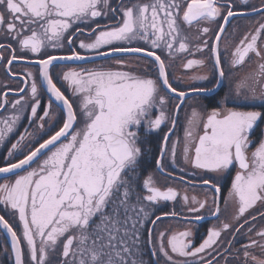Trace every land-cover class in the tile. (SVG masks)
<instances>
[{
	"label": "snow or ice",
	"instance_id": "obj_1",
	"mask_svg": "<svg viewBox=\"0 0 264 264\" xmlns=\"http://www.w3.org/2000/svg\"><path fill=\"white\" fill-rule=\"evenodd\" d=\"M5 60L12 264H264V0H0Z\"/></svg>",
	"mask_w": 264,
	"mask_h": 264
},
{
	"label": "flooded vegetation",
	"instance_id": "obj_2",
	"mask_svg": "<svg viewBox=\"0 0 264 264\" xmlns=\"http://www.w3.org/2000/svg\"><path fill=\"white\" fill-rule=\"evenodd\" d=\"M99 19H100V23H102V24L106 22L103 18H99ZM5 55H7V54H5ZM191 58H196V57H191ZM5 63H6V60L0 61V93L7 91V89L5 88V85H7L8 87H10L12 89H15L18 86V81L15 78L9 77L6 74V71L3 67V65ZM23 63L24 62H20V61L14 62V64L12 65V71L20 72L21 68L23 67ZM96 64H105V65L112 64L114 68L116 67L114 65L113 61H104L102 59H97ZM69 66H75V64H71ZM83 66L92 67L93 65L89 63V64L83 65ZM134 68H135V65H133V69ZM60 70H61V66L57 65V67L53 69V72L55 73V72H58ZM117 70H121V69H117ZM122 70H128V69H122ZM14 98H16L14 93L8 92L7 99L9 101H11ZM44 102L47 103L46 97H45ZM7 114H8V112H6L3 109H0V116H4ZM27 124H28V121H27V118L25 117L21 120L16 131L13 134H10L9 139L5 143L0 144V166H3L4 157L7 156L8 148L11 146V143L15 142V140L19 137L20 133L24 131L25 126ZM45 138H47V137H45ZM235 171H236V169H233L231 175H234ZM6 179L14 180L15 177L14 176L2 177V178H0V183L5 182ZM230 180H231V176L229 177L228 181L224 184V186L222 188V194L223 195H227L228 187L230 186ZM223 203H224V201H223V199H221V208L222 209H223V205H224ZM233 211H234V208L231 205V207H228V213H226V218L223 217L222 219H226V220H228V222H231V216H232ZM0 215L5 216V218L9 219L10 221L12 219L8 215V211H6L2 205H0ZM208 216L209 215L207 213H205V219L203 221H201L200 230L197 233L196 238H195V242L197 245L200 242V239L202 238V236L206 234V230L208 227H210L211 222L215 221V219L213 217L212 218H206ZM224 216H225V214H224ZM258 223H260V221H258L257 224ZM230 238H231V236L228 234L227 239H230ZM243 242L244 241L242 240L241 243H243ZM237 247H239V245H237ZM5 248L8 249L7 252H5ZM257 254H258V250H257ZM9 255H10V242L5 238V234L3 232H0V264H12V261H10V259H9ZM241 259H243L242 254H241Z\"/></svg>",
	"mask_w": 264,
	"mask_h": 264
},
{
	"label": "rangeland",
	"instance_id": "obj_3",
	"mask_svg": "<svg viewBox=\"0 0 264 264\" xmlns=\"http://www.w3.org/2000/svg\"><path fill=\"white\" fill-rule=\"evenodd\" d=\"M252 2L256 3L257 5L259 4V0H257V1H256V0H252ZM252 19H255V18H252ZM236 25H238L239 27H238V33H237V35H236L235 38H234V43H235V42H238L239 39H240V37L244 34V32L248 30V28H249V26H250V22H249V20H246V19H238V20H234V21H232V25L229 26V29H228L229 34H231V32H232V26H236ZM226 41H227V38H225V40L221 42V49H223L224 44L226 43ZM181 64H182V61H181L180 59H177V60L175 61L174 67H173L172 70H171V71H172V75H173L174 82H175V78H176V77H180V76H183V75H185V74L191 75L192 72L194 71V70H186V69H182ZM133 65H134V64H133ZM252 67H255V65L253 64ZM249 70H250V69H249V65L246 64V65H244L243 67H241V68L239 69V74H240V75H243L244 73L248 72ZM179 83H180V85L182 86V85L185 83V81H180ZM203 103H206V101H203ZM184 125H185V111L182 110L181 113H180V123H179V125H178V127H177V129H176L175 134H174L173 137H172L173 140L179 139V140L181 141V145H182V141H183V129H184ZM164 131H167V128H165ZM161 135H162V133H161ZM33 166H35V165H33ZM185 175H187V174H185ZM156 179H157L161 184L165 183V180H164V177H163V176L158 175V176L156 177ZM189 194H190V195H191V194H194V193L192 192V189H191V188H189ZM223 204H224V203H223ZM224 206H225V205H223V209H224ZM228 207H231V205H229ZM223 209H222V210H223ZM226 213H228V211L224 213L225 216H224V214L222 215L221 219H222L223 217L226 218ZM257 222H258V221H257ZM169 223L171 224V226H172L173 228L178 227V225L176 224L175 221H171V222L166 221L164 225H161V227H166V226H168ZM216 223H217L216 220L213 221V222H211L210 227H212V226H213L214 224H216ZM261 224H264V222H261V221H260V223H258V226L261 225ZM205 235H206V234H205ZM227 238H228V234L225 233V234H224V239L226 240Z\"/></svg>",
	"mask_w": 264,
	"mask_h": 264
},
{
	"label": "water",
	"instance_id": "obj_4",
	"mask_svg": "<svg viewBox=\"0 0 264 264\" xmlns=\"http://www.w3.org/2000/svg\"><path fill=\"white\" fill-rule=\"evenodd\" d=\"M5 176H9V175H6V174H0V178L1 177H5ZM206 218H212L211 216H208V217H206Z\"/></svg>",
	"mask_w": 264,
	"mask_h": 264
},
{
	"label": "trees",
	"instance_id": "obj_5",
	"mask_svg": "<svg viewBox=\"0 0 264 264\" xmlns=\"http://www.w3.org/2000/svg\"><path fill=\"white\" fill-rule=\"evenodd\" d=\"M206 103H207V101H206Z\"/></svg>",
	"mask_w": 264,
	"mask_h": 264
}]
</instances>
